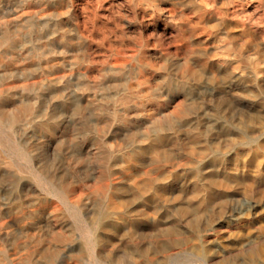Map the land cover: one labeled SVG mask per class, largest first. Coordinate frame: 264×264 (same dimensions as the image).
<instances>
[{
    "label": "rangeland",
    "instance_id": "374dc122",
    "mask_svg": "<svg viewBox=\"0 0 264 264\" xmlns=\"http://www.w3.org/2000/svg\"><path fill=\"white\" fill-rule=\"evenodd\" d=\"M81 2L83 4L86 1ZM48 3L42 7H48ZM66 5L62 2L53 7H63L62 10H65ZM104 10L101 7L97 12L102 14ZM115 19L118 30L123 34L125 46L135 49L133 41L139 38L143 40L149 60L158 67L153 73L157 79L164 73L178 75L180 84L175 99L156 91L161 99L157 104L150 99L145 100L149 109L148 116L160 119L161 122L170 117L172 125L169 127L164 123L162 131L157 132L155 122L146 116L133 124H123L118 120L111 122L103 113L98 122L104 128L98 134V139L94 140L89 131L83 134L75 132L68 114L58 109L55 111L63 123V134L70 136V140L61 148H57L56 144L62 131L48 140L34 131L32 126L37 120L26 127L30 128V141L34 144L30 155L35 166L29 172L18 156L0 152L1 158L19 170L20 177L15 179L14 190L8 186L10 183L7 177L2 180L7 199L4 203L16 197L17 202H26L22 206L23 211L36 214L47 211L50 219L45 215V218L37 222L39 230L34 229L30 233L35 235L34 239L20 238L21 245L17 253L23 255L34 251L31 258L37 259L38 264H45L48 257L41 253L42 249H53L57 239L65 236L69 239L65 245L75 247L76 264H92V244L87 241L85 223L91 226L94 222L93 229L98 233L99 226L96 224L102 223L103 215H110L108 198L112 197L116 206L120 211H125L131 221L123 226L120 224L117 229L118 232H125V235L128 233L126 236L120 233L121 237L95 247L96 250L109 251L106 254L111 261L118 256L128 258L131 254L139 260L136 261L138 264H264V61L260 64L261 79L252 84L241 78L246 69L235 63L232 66L224 65L222 50L210 49L205 55L194 50L187 61L189 76L183 73L186 69L183 62L171 52L168 60L159 59L160 54L174 47L162 36L161 25L140 24L127 5L119 10ZM103 21L111 23L108 19ZM106 51L104 43L94 49L97 58L102 57ZM63 57L62 54L55 56L57 61ZM131 64L136 65V60ZM84 67L89 69L91 65L85 63ZM211 73L215 74V78L211 77ZM72 93L67 92L69 104L75 105L77 98ZM131 104L126 106L130 110L133 107ZM85 121L87 129H92L93 118L87 115ZM158 137H161L160 141ZM151 143L158 147V154L138 156L137 164L126 170L125 159ZM107 154L111 156V167L106 170L102 159ZM42 167L50 177H54L51 184H47L39 172ZM59 181L74 190L68 201L81 200L85 223L58 193ZM106 182L109 184V192L104 196L101 192ZM112 214H116L115 211ZM108 220L105 222L111 225ZM4 245L6 248V242ZM46 263L49 264L48 261Z\"/></svg>",
    "mask_w": 264,
    "mask_h": 264
},
{
    "label": "bare ground",
    "instance_id": "6f19581e",
    "mask_svg": "<svg viewBox=\"0 0 264 264\" xmlns=\"http://www.w3.org/2000/svg\"><path fill=\"white\" fill-rule=\"evenodd\" d=\"M81 1L83 0H0V152L18 156L24 161L29 172L35 166L34 159L30 155L34 144L32 143V145L30 141L29 133L31 132H28L30 128L26 127L37 120V123L32 126L34 131L42 134V137L48 140L53 139L59 131H62L58 138L59 142L56 144L57 148L63 147L70 140V136L63 134L65 131L62 128L63 123L55 111L58 109L68 114L75 132L83 134L89 131L94 140L98 139V134L104 128L98 122V119H102L103 113L108 116L111 122L118 120L123 124H133L136 120L146 116L147 119L155 122L154 128L157 132L162 131L164 123L169 127L172 125L170 117L161 122L160 119L148 116L149 109H147L145 100L150 99L157 104L161 99L155 93L156 91L158 94L170 95L172 100L175 99V95L179 92L178 75L164 73L157 79L158 77H155L153 73L158 67L156 68V63L149 60L141 38L133 41L135 49L125 46L122 40L123 34L118 30L115 19L124 5L130 7L132 16L140 24L162 26V36L166 37L174 47L165 54H160L159 59L168 60V54L170 55L169 52H171L186 67L183 73L191 76L187 61L194 50L205 55L207 50L212 49L214 51L222 50L224 65L232 66L235 63L246 69V73L241 75L242 79L252 84H256L261 79L260 64L264 61V0H85L86 2L83 4ZM62 2L67 4L65 10H62L63 7L61 9H58V6L57 8L53 7ZM44 3H48L49 6L42 7ZM89 4H91L90 7ZM101 7L105 8V13L97 12V9ZM103 19H108V22L111 23L104 22ZM100 43L106 45L107 51L102 57L97 58L94 49L98 48ZM56 54H62L64 57L57 61ZM133 60L134 62L136 60V65L131 64ZM85 63H89L91 68L86 69ZM263 64L262 66H264ZM210 75L215 78L214 73ZM68 91L75 94L77 98L75 105L69 104ZM130 102L133 105L132 110L126 107ZM205 106L206 104L203 107ZM87 115L93 118L92 129H87L85 121ZM157 139L160 141L161 137ZM121 151L124 152V150ZM158 152V147L152 143L146 148H139L134 156H126L128 158L124 161V168L129 170L130 167L136 165L139 161L138 156L146 153L157 155ZM102 160H104L106 170L111 167L110 155L107 154ZM16 162L18 161L16 160ZM29 172L28 174H30ZM39 172L47 184L53 182L54 177H50L44 167L39 169ZM18 174V169H14L12 164L10 165L0 157V264H38L37 259L31 258L34 251L23 255L17 253L18 247L21 245L19 240L22 237L34 239L35 235L30 233L34 229H38L37 222L50 213H46V211L36 214L23 211L22 206L26 202H17L16 197L9 203H4L7 199L2 180L7 177L10 183L8 186L14 190ZM126 175L128 176V174ZM92 178L93 176H91ZM122 187L124 188V186ZM108 190L109 184L106 182L102 186V195L107 196ZM57 191L62 199H65L66 203L75 210L76 215L83 218V223H85L81 200L68 201V197L74 190L59 181ZM108 199L109 213L113 216H110L108 211L106 215L102 216V223L96 224L99 226L98 233L93 229L94 222L91 226L85 223L88 230L87 241L92 244L90 261L92 264H138L136 261L139 260H136L131 254L128 258L118 256L111 261L106 254L109 251L95 249L98 244H105L113 238L121 237L120 233L124 234L125 232H118V226L120 224L123 226L131 221L130 217L126 215L127 213L120 211L121 209L116 206L112 197ZM43 200L42 202L45 201ZM114 211L116 214H112ZM48 217L50 219V216ZM107 219H110L108 221L112 223L111 225L105 222ZM77 224L79 225V223ZM113 226L115 227L113 228ZM125 231L127 232V230ZM126 235L124 234V236ZM68 241L67 237L62 236L57 239L53 249L51 247L42 249L41 253L48 257L49 264H76L75 247L65 245ZM5 242L7 250L4 248Z\"/></svg>",
    "mask_w": 264,
    "mask_h": 264
}]
</instances>
